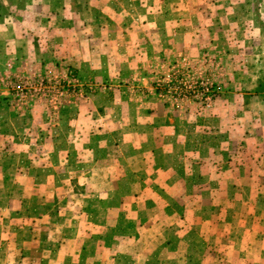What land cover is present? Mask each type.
<instances>
[{
  "label": "rangeland",
  "instance_id": "1",
  "mask_svg": "<svg viewBox=\"0 0 264 264\" xmlns=\"http://www.w3.org/2000/svg\"><path fill=\"white\" fill-rule=\"evenodd\" d=\"M10 16L41 51H25L32 70L0 79V126L13 149L3 159L20 164L0 168L12 178L0 180V264H200L183 257L192 235L170 246L174 231L220 218L229 226L205 233L218 244L206 251L219 252L207 264H264V231L242 229L261 212L264 183L235 189L221 167L231 147L241 162L264 163V101L246 99L264 100V0H0V27ZM200 82L214 88L210 108L204 95L174 92ZM170 126L181 127L180 144L186 130L196 148L217 142L227 152L221 165L143 166L155 150L152 128ZM131 174L160 180L130 183ZM193 176L203 181L180 180ZM140 188L149 198L133 197ZM196 188L204 199L173 197ZM215 190L227 197L217 213H188L213 206ZM230 207L238 222L223 212ZM250 239L262 242L241 247Z\"/></svg>",
  "mask_w": 264,
  "mask_h": 264
},
{
  "label": "crops",
  "instance_id": "2",
  "mask_svg": "<svg viewBox=\"0 0 264 264\" xmlns=\"http://www.w3.org/2000/svg\"><path fill=\"white\" fill-rule=\"evenodd\" d=\"M57 11H62L61 9L56 8ZM62 17V18H61ZM54 19H58L60 20V28L62 23H64V16L61 14H58V12L56 13ZM52 22H50L51 25ZM52 26V25H51ZM58 26H56L57 28ZM36 30H39L38 28ZM58 30V29H56ZM58 32V31H56ZM24 33V36H23ZM25 34H29L27 30H23V28L19 25V21L17 20V17L15 16H10L7 19V22L4 23L1 27H0V79L3 80V75L5 73V71L7 70L9 73H11L12 71L19 69V67H23L25 69V71H30L32 70L31 68L34 66L33 64H30V60H25L23 57L25 55V51H31V49L33 48V51H37L40 52L41 49L39 47V44H37L38 38L37 36H30V37H26ZM35 35H39L38 33H35ZM23 36V37H22ZM23 39V40H22ZM42 40V39H41ZM37 53H35L36 55ZM31 63H33V61H31ZM11 65V66H10ZM241 67H239L240 69ZM242 70V69H241ZM4 81V80H3ZM247 101H264L261 98H246ZM1 124V121H0ZM181 127L178 126H170L167 128L166 133L163 132V130H156V128H152V138L154 139L155 142V147H154V154H152L151 151V156H152V160H147V161H143V166H153L154 170H157L159 168H167V167H181L183 168H189V167H201V168H205L208 166H213L215 164L216 158L221 155L223 153V148L220 147L218 148L217 146V142L212 143V148H210L208 146L207 143L202 144L203 146L196 148L195 146H192L193 144L191 143V136L192 134H188V130H186L185 135L187 136V139H185L184 142H182V144L179 143V138L181 137ZM137 131V130H136ZM9 134V132H6L1 129L0 126V141H3L4 138V142H0V168H9V167H19L20 164H16L15 162H9L4 158L3 159V155L5 156L7 153L11 152L10 154H12L13 149L10 148L9 144L6 143V137L5 135ZM11 134V133H10ZM227 151H229V153H231V156L228 157V159L223 160L222 165L219 164H215V167H219L218 165H221L222 168H228L229 172L231 173V179L227 180V182H225V184L231 185L234 188L235 185H237V187L235 189H239V182L241 180H244L247 184H252L255 182H263L264 183V174H262L261 172H259V168H264V163L263 161H260L259 159L257 160H253L251 159L250 162H241L240 160H238L235 156V152L234 149L231 148H226ZM262 148H259V151H261ZM172 151V152H171ZM227 152H224V154H226ZM233 155V156H232ZM178 159V162H176L175 160ZM253 160V161H252ZM249 168V169H248ZM160 169V170H161ZM167 170V169H166ZM219 170V169H218ZM217 170V171H218ZM259 173H258V172ZM8 174H5L4 178L0 177V180L3 181H12V178H10L9 176H7ZM170 177L172 178L171 180L174 181L175 177L172 176L174 175V171L172 172V175L169 174ZM130 177V178H129ZM200 176H193L192 179L190 178L189 180H185V178L180 179L183 183L186 184H196L201 181H203L202 177L201 179H199ZM217 181L216 182H220L223 183L225 180L224 178L221 176V178L219 176L216 177ZM160 178L158 176L155 177H150V176H140V175H129L128 178L126 179L127 182L130 183H139V184H150V183H154L155 181H159ZM198 180H201L198 182ZM215 182V183H216ZM224 184V183H223ZM220 184H217V187H219ZM146 188V187H145ZM190 188V185H189ZM196 190L194 193L192 192V190H188V192H185L184 194H179V195H174L173 197H179V198H185L186 200H190V199H196V198H203L204 199V190L203 192L201 191V188H196ZM190 191V192H189ZM202 192V194H201ZM264 194V189L261 191ZM240 194V192H238V195ZM133 197L137 198V199H144V198H149V196L147 194H145V191L140 188L136 190V192L133 194ZM210 199H216L217 202L215 201V203L213 204V206H211L210 208H205L204 205L203 207H196V208H192L189 206L188 208V213H190L191 211H195V212H199L200 215H207V213H209L210 215L212 213H217V209H214L218 206L221 205L222 202H220L221 200H227L226 196L223 195V192H219L218 190L213 191L210 195H209ZM259 197V195H258ZM153 204H150L149 206H151ZM224 205V202H223ZM153 208V207H152ZM154 209V208H153ZM251 210V209H250ZM223 212H229V215H232L233 217H235V219H237V222L239 221L240 217L242 216V214L237 210V209H232L230 207V210L227 208L223 209ZM262 212V213H261ZM261 212H257V210L254 212L255 218L253 219V224H251L250 227L247 228H242L244 229L243 231H245V229L249 232L252 231H264V203H263V207L261 208ZM225 215V214H224ZM203 222V220L201 221ZM206 222V221H205ZM239 224V223H238ZM180 228L178 230L181 229V231H174L175 233L173 234V236H175V239L173 240V243L170 244V246L175 247L178 242L181 240L182 235L188 234V235H192L193 236V240L194 243L191 246H194V249L191 250V253H188L186 255H184L183 257L185 258V261L190 262L193 260L195 261L196 258L198 260V262L200 264H207V262L210 259H215L218 260L219 257L217 250L216 252L210 253L209 251H206V248L209 247V245H212L213 243L209 242L208 240V236H205L206 232L209 233H216L217 232H223L227 230V227L229 226V223H227L224 220H222V218H220V220H218L216 223H195V224H186V222H184L183 224H179ZM178 235V236H177ZM257 237V236H256ZM262 237L259 238V240H261ZM262 241L258 242L254 240V243L252 242V240L250 239L249 241H245L243 242V244H241V247H243L244 249H255V247L259 246V243H261ZM200 244L202 246L203 249L198 250L197 248V244ZM253 243V244H250ZM264 244V242H262ZM215 246H218V244H213ZM250 251H248L247 253H244V256L249 257ZM261 253V252H260ZM259 253V254H260ZM224 254H222L223 257ZM252 257H254V254H252ZM224 259L221 258L220 261H223Z\"/></svg>",
  "mask_w": 264,
  "mask_h": 264
},
{
  "label": "built area",
  "instance_id": "3",
  "mask_svg": "<svg viewBox=\"0 0 264 264\" xmlns=\"http://www.w3.org/2000/svg\"><path fill=\"white\" fill-rule=\"evenodd\" d=\"M184 85L185 87H181L174 90V92L177 94L179 99L192 100V99H197L199 95H204L206 96V98H203L205 100L206 107L210 108L212 106L214 99L211 98V93L214 92L213 86H207L208 84H205V82H200L198 84L199 86H195V84H188V83H184ZM157 89L159 91H162L163 93L164 92H166L167 94L173 93V88L169 87L168 89H164L161 84H158Z\"/></svg>",
  "mask_w": 264,
  "mask_h": 264
}]
</instances>
